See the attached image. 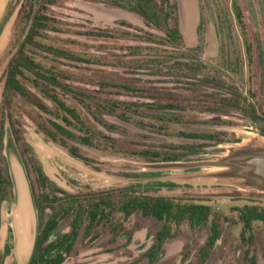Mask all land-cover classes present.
<instances>
[{
	"label": "rangeland",
	"instance_id": "obj_1",
	"mask_svg": "<svg viewBox=\"0 0 264 264\" xmlns=\"http://www.w3.org/2000/svg\"><path fill=\"white\" fill-rule=\"evenodd\" d=\"M11 0H0V20ZM178 8L179 29L184 49L198 45L196 27L199 16L203 17L204 44L199 55L200 62L208 70L221 68L225 78L231 79L243 97L248 91L254 98L257 117L264 119V0H235L242 14L246 40L251 46L252 62L249 65L244 53L241 26L234 18L232 0H170ZM13 12L0 33V121H4V157L11 153L24 171L27 182L33 188V201L45 195L41 205L44 208L41 220L45 224L51 210L49 207L64 194L84 196L91 193L119 191L127 187L141 194L183 199L210 206L214 213L221 215L220 237L205 264H264V228L254 225L253 243L241 240V226L234 207L254 204L264 209V200L244 197L221 196V191L239 189L244 193H255L248 188H237L231 181L219 180L222 169L212 166L176 168L174 163H211L229 155L233 150L257 144L264 149V122L252 123L238 113L223 115L198 111L211 101L210 96L198 91L185 80L166 75L152 76L151 68L134 71L118 66L131 55V47H146L162 40L163 35L148 27L143 19L96 0H52L46 14L57 21L61 31L52 34L59 48L77 55L99 59V64L52 62L39 60L47 66H54L71 76L66 81L80 92L102 100L134 102L138 110L151 114L153 105L180 104L186 110L182 123L169 124L166 130L150 129L147 125L135 127L125 124L116 117L94 110V104L73 96L58 94L68 105L75 107L84 119L85 129L93 133L92 147L80 146L67 141L70 147H77L81 158L88 164L72 158L66 149L51 143L40 128L47 126V117L30 104L14 96L9 109H1L6 64L12 48L13 22L18 5L13 1ZM190 12V22L185 23V14ZM260 49H257V45ZM170 51V50H166ZM237 57L241 62V74L228 71L222 66L223 59ZM172 57V55H171ZM262 58V60H260ZM221 74V73H219ZM237 74V75H236ZM178 81V82H177ZM106 82L109 86H100ZM119 85V86H116ZM126 85L130 90L121 88ZM31 88L30 85H28ZM32 90V89H31ZM86 107H90V111ZM148 108V109H147ZM147 109V110H146ZM197 109V110H196ZM3 113V114H2ZM92 113V114H91ZM144 115V114H142ZM8 116L19 131L20 143H15L11 134ZM86 118V119H85ZM86 120H88L86 122ZM80 129V128H79ZM82 131L85 132L84 129ZM225 132L224 143L215 140L187 139L180 133ZM234 138L238 143H229ZM218 137V136H217ZM25 143L32 150L44 174L59 191L47 184L38 189L28 165V157L21 151ZM145 152H157L160 157L179 154L177 162H148ZM6 159V157H5ZM28 163V164H26ZM7 164V163H6ZM8 169V166H7ZM9 174V171H8ZM16 179V178H15ZM17 180V179H16ZM158 183L174 187H160ZM13 194L0 207V264H16L13 255L11 231V210ZM35 206V203H34ZM35 211L37 209L35 206ZM68 222L61 224L63 232L69 230ZM158 225L149 218L135 214L128 219L115 215L110 221L100 223L86 240L76 243L74 252L63 264H148L145 252L152 243ZM208 235L207 228L191 229L187 224L176 228L168 239L155 264H197L198 251ZM10 247L4 257V246Z\"/></svg>",
	"mask_w": 264,
	"mask_h": 264
},
{
	"label": "trees",
	"instance_id": "obj_2",
	"mask_svg": "<svg viewBox=\"0 0 264 264\" xmlns=\"http://www.w3.org/2000/svg\"><path fill=\"white\" fill-rule=\"evenodd\" d=\"M13 1L8 3L0 20V33L11 18ZM96 1L137 15L144 20L148 27L163 35V39L156 41L154 45L131 47L129 59L119 61L118 66L128 67L134 71L151 68L150 74L152 76L170 74L179 81L185 80L195 90L203 91L211 98L210 102L198 108L200 112L223 115L238 113L252 123L264 122V119L257 117L256 106L252 103L254 96L250 91H248V97H243L232 80L225 78L222 73L223 67L208 70L200 62L199 55L204 44V26L201 15L196 27L198 45L194 49L185 50L179 29L178 8L170 0ZM15 2L18 5V11L13 22L10 41L12 52L4 74L1 109H9L14 96L21 98L48 118L47 126L40 128L45 137L51 143L66 149L72 158L81 160L85 164L88 162L80 157L78 148L69 147L67 141L84 147H92L95 140L93 133L90 129H85L82 114L75 107L68 105L58 92L64 96L71 94L79 102H81L79 98L88 100L94 104V110L99 113L100 117L102 114H106L135 127L141 128L142 125H147L150 129L164 132L169 124L184 121L186 110L180 104L153 105L151 107L152 113L149 115L140 113L138 110V106L147 105L102 100L83 94L77 88L69 85L66 82L71 80L69 74L54 66H47L39 59L46 58L52 62L62 61L68 64H99L102 61L77 55L56 45V39L51 35L59 34L61 31L56 27L57 21L46 14L47 5L52 4V0H15ZM231 7L235 20L241 26L243 49L250 65L252 62L251 46L246 40L242 14L235 0H232ZM257 49H260L259 44ZM221 65L229 72L233 68V72L237 69V74H241L242 66L237 57H232V61H230L228 54ZM99 85L102 87L109 86L106 82H100ZM121 88L130 90L126 85H122ZM86 108L90 111V107ZM8 121L13 140L18 144L21 142L19 131L14 128L10 116H8ZM260 132V136L264 137V131ZM180 134L187 139L215 140V144L224 143V138L229 136L225 132ZM231 136L233 139L229 143L236 144L239 142L238 139L234 138L235 135ZM22 144L21 156L22 153L27 155L29 164H26L31 168L37 188L39 190L44 189L49 184L54 190L59 191L44 174L30 147L24 142ZM3 150L4 121H0V207L3 202L12 198V184ZM143 156L148 157V162H158L159 159H162V162H177L181 158L178 153L160 157L157 152H145ZM157 186L174 187L167 183H158ZM32 195L34 196L33 188ZM44 198L45 195H40L34 199L39 221L44 212L41 205ZM49 209L51 215L46 223L41 224L39 222L33 255L29 264H63L74 252L76 243L79 240L90 238L100 223L110 221L115 215L128 219L135 214L149 218L158 225L152 243L145 252L148 264L156 263L165 242L172 237L173 231L183 224H187L191 229L207 228V238L197 255V264H205L219 240L223 220L222 216L214 213L208 205L184 201L183 199L141 194L134 191L132 186L117 192H98L84 196L64 194L61 199L53 202ZM232 211L237 214L241 226V240L248 244L253 243L254 225H261L264 228V209L254 204H247L234 207ZM63 222L69 224L67 232H63L61 229ZM9 252L10 247L5 245L4 257L8 256ZM250 264H255L253 257L250 259Z\"/></svg>",
	"mask_w": 264,
	"mask_h": 264
},
{
	"label": "water",
	"instance_id": "obj_3",
	"mask_svg": "<svg viewBox=\"0 0 264 264\" xmlns=\"http://www.w3.org/2000/svg\"><path fill=\"white\" fill-rule=\"evenodd\" d=\"M5 147V145H4ZM6 157L9 178L12 184L14 206L11 210V231L13 255L16 264H29L33 255L37 236V213L32 189L19 162L10 153ZM176 168L193 166L219 167V180L231 181L237 188H248L255 193L237 190L221 191V196H250L264 200V149L257 144L233 150L229 155L211 163H174ZM17 180H16V179Z\"/></svg>",
	"mask_w": 264,
	"mask_h": 264
},
{
	"label": "flooded vegetation",
	"instance_id": "obj_4",
	"mask_svg": "<svg viewBox=\"0 0 264 264\" xmlns=\"http://www.w3.org/2000/svg\"><path fill=\"white\" fill-rule=\"evenodd\" d=\"M190 17H191V16H190V12H188V13L186 12V14H185V23H186V24H189V22H190Z\"/></svg>",
	"mask_w": 264,
	"mask_h": 264
}]
</instances>
